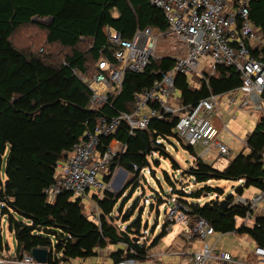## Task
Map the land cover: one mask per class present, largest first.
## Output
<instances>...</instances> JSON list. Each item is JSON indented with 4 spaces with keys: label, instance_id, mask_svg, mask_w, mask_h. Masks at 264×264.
I'll list each match as a JSON object with an SVG mask.
<instances>
[{
    "label": "trees",
    "instance_id": "obj_1",
    "mask_svg": "<svg viewBox=\"0 0 264 264\" xmlns=\"http://www.w3.org/2000/svg\"><path fill=\"white\" fill-rule=\"evenodd\" d=\"M249 16L256 32L264 39V0L250 2ZM33 17H37L38 25L46 29L47 44L57 43L71 49L63 62L52 64L47 58L14 46L10 36ZM47 18L49 21H44ZM146 26L161 31L166 29L161 10L148 0H0V167L6 152L5 180H0V213L7 216V229L15 239L13 257L21 258L33 247H46L50 250L48 263L58 264L93 256L98 248H105L108 244H119V248L109 254L113 262L123 257L145 260L150 248L167 234L165 221L160 233L150 243L141 242L140 213L134 219H130L133 213L126 215L124 221L128 223L123 229L113 223L114 207L133 182L120 193L105 189L101 198L94 195L98 207L97 222L85 213L79 197L64 192L50 201L45 193V188L54 181L57 163L66 158L74 144L84 139L85 132L94 130L101 115L112 117L119 111H131L133 94L152 85L159 77L155 71H168L174 66V58L165 56L153 60L142 73L126 70L121 90L112 105L89 109L91 92L73 72L74 68L82 74L92 75L94 63L100 56L98 51L106 44L107 27L131 38L138 27ZM81 38L92 44L88 49L93 61L90 69L84 53L76 48ZM240 83L235 69L221 64L209 77L208 85L201 81L198 87H192L185 74L174 75L179 100L186 105H193L211 93L220 95L233 90ZM176 119V115H170L168 119H152L145 129H138L133 134H129L127 126L122 123L113 134L101 137L100 151L105 150L113 139L124 145V151L111 162L110 173L114 166H121L136 179L139 171L150 169L151 158L158 164V160L152 157L154 151L169 158L166 146L160 140L177 139L174 131ZM263 146L264 112L247 136L249 153L239 152L223 169L214 168L197 156L192 146H185L193 155V163L182 168L172 159V168L180 177L200 186L189 192L183 187L176 189L174 198L181 201L192 215L207 219L215 231L245 234L255 244L264 247V216H257L252 226L237 227L236 217H243L247 208L232 205V195L224 196L220 186L207 183L211 180L239 181L235 189L238 194L248 187L264 189L260 155ZM134 166L138 169L135 170ZM150 171L155 176L153 170ZM162 177L171 189L176 182L183 184L181 179L171 178L165 170ZM108 178L103 179L108 181ZM211 194L216 198L201 199ZM220 196L228 201L223 208L219 204ZM168 201L162 197L156 204L157 215L160 208H166ZM120 209L121 205L118 211Z\"/></svg>",
    "mask_w": 264,
    "mask_h": 264
},
{
    "label": "built area",
    "instance_id": "obj_2",
    "mask_svg": "<svg viewBox=\"0 0 264 264\" xmlns=\"http://www.w3.org/2000/svg\"><path fill=\"white\" fill-rule=\"evenodd\" d=\"M148 1L161 10L166 23L164 32L150 26L138 27L131 38H125L117 30L107 27L106 44L98 51L100 56L94 63L92 75L82 74L74 68L73 72L91 92L89 109L95 110L103 104L112 105L121 90L126 70L142 73L153 60L165 57L160 54L158 46L166 35L174 36L178 41L177 48H184L185 53L181 51L171 56L175 60L174 66L168 71H155L159 77L152 85L133 94L131 111H119L112 117L101 115L94 130L85 132L84 139L74 144L66 158L57 163L54 181L45 188L50 201L64 192H70L73 197L82 200L91 188L103 193L107 188L103 178L110 176V164L124 151V145L114 148V139L103 151L98 149V145L101 137L113 134L122 123L127 126L129 134H133L138 129H145L152 119L162 120L176 115L174 131L177 140L183 145L201 144L204 147L201 155L207 153L211 146L217 149L220 158H226L230 154V148L216 139L218 129L211 120L212 116L219 121L221 119L219 95L211 93L193 105L181 103L179 97L176 98L173 94L177 91L174 86L176 73L194 75L198 81L208 85V79L215 74L217 65L233 67L241 83L239 87L225 93L229 104L235 101L234 93L239 91L241 106L251 107L259 114L264 112V59L251 49L253 40L258 39L262 43L264 39L256 32L249 16V4L252 0ZM206 58L203 72L201 61ZM93 82L103 84L104 90L95 89ZM260 155L264 167V146ZM134 169L138 168L134 166ZM99 173L103 174L102 179L98 178ZM230 195L232 205L247 208L243 217H236L243 220L240 225L247 226V221L254 223L252 211L258 209V204L264 199V189H258V192L248 198L234 190L230 191ZM101 197L100 195L99 198ZM170 203V206L167 207V203L166 208H163L168 224L166 230L174 224L180 225L185 238L198 243L187 254L188 264H264L263 246L253 242L245 256L236 257L231 251L217 247L222 232L215 231L207 219L192 215L175 198ZM97 208V205L95 209L89 207V213H86L94 217L91 219L96 222ZM157 228H160L159 224ZM147 258L151 260L153 256L148 253ZM140 261L137 257H123L117 262L103 264H138ZM0 264L36 262L29 253L23 254L21 258L1 256Z\"/></svg>",
    "mask_w": 264,
    "mask_h": 264
},
{
    "label": "rangeland",
    "instance_id": "obj_3",
    "mask_svg": "<svg viewBox=\"0 0 264 264\" xmlns=\"http://www.w3.org/2000/svg\"><path fill=\"white\" fill-rule=\"evenodd\" d=\"M45 33L46 30L40 25H38L36 19H34L29 23L20 25L12 34L11 40L16 48L28 53H32L33 55L47 58L52 64L63 62L65 55H68L71 52V49L67 47H62L57 43L46 44L44 42ZM170 38L173 42L177 41L176 38L172 35H170ZM90 44L91 42L88 40H81L76 47L78 50L84 53L88 69H90L93 64L91 54L88 52ZM172 47L173 45H171V48ZM40 48H43V51H40ZM173 56H175V54ZM187 78L189 82L192 80L191 75H187ZM92 86L98 91L104 90V85L101 83L93 82ZM173 94L178 95V92L174 91ZM234 96L236 97V99L231 104H229L227 95L222 97V103L219 106V115L222 117V119H220V121L218 120L219 122L216 125L220 129V141H222L231 149L230 154L226 157V159H228L232 154H234L237 146H241L242 142H240V140L244 139L246 137V134H248V132H250L254 128V125L258 120L259 114L258 111L252 110L251 107L249 109L247 107L241 106V93L239 91H236L234 93ZM227 105L231 108V111L229 112L226 110ZM233 115L236 116L232 117ZM220 125L222 128L220 127ZM160 141L166 146V151L169 154V158L168 156L160 155L156 151L152 153V157L158 160V164H155L152 158L150 157V169L153 170L152 174H154L155 176L151 175V171L149 168H144L139 171L138 177H136L135 179V175L133 173H130L128 171L125 172L123 170L124 168H122L121 166H114L112 172L110 173L108 181L104 180L107 185L106 189L114 193H120L121 191H123V189H125L128 184L133 182L118 199L114 207L112 215L114 216L115 220L113 221V223L120 227V229H123L128 223L124 221V217L126 215H130L133 213L130 219H134L136 218L137 214L140 213L142 223L141 234L143 235L142 237H140V241L146 243H150L152 239L160 233L161 228L166 221L164 216L165 213H163V208L161 210L159 209V215H157V212L155 210L156 204H158V202L162 200V197L171 200L174 199L173 194H175L177 190L182 189V187L185 188L184 190L186 192H189L190 189H193L195 187L197 188L200 186L192 180H187L186 177L181 176V178L177 170H173L172 168V159L176 162L177 165L182 168H186L191 163H193V155H191L190 151L185 147V145H183L175 137H169ZM195 148L196 151H198L199 153L204 150V147L201 144H196ZM212 149L215 148L211 146L205 157L208 154H212L214 152V150ZM5 158L6 152L1 158L0 180L4 179ZM163 170L167 171L171 178L181 179V182L183 184L176 182L174 186L175 189H171L162 177ZM98 178L102 179L103 174L99 173ZM207 183L212 186H220L223 190L224 196L229 195L231 190L235 191L236 187L239 185V181L230 182L227 180H211ZM256 192H258V189L254 187H248L244 189L242 195L243 197L248 198ZM93 193H95L94 195H96L97 197H99L100 195L102 196L101 191L91 188L89 193L86 195V198H84L83 200L81 199L83 210L87 214L89 213V207H94L95 209L96 206ZM222 197L223 196H220L219 200L223 199ZM205 198L206 200L213 199L216 198V196L214 194H211L209 196L202 197L201 199ZM120 205L121 209L120 211H118V207H120ZM150 205H152V208L150 207ZM170 205L171 203L169 202L167 204V207ZM258 207L260 209H255L252 211L253 218H255L256 215H264V199L258 204ZM89 218L94 219V217H91V215L89 216ZM242 221L243 220L236 218V226L239 227ZM157 224L160 225V228H157ZM246 224L253 225V222L247 221ZM177 226V224H174L172 226V229L168 230L169 234H167L170 237L177 234ZM243 235L245 234L240 235L235 232L222 233L217 247L222 250H231L233 247L247 249L250 247V245L252 247L251 241L247 240L244 243ZM169 236L168 238L163 236L159 240L157 247L153 248V251L149 250V253L157 251L162 252L165 249V246L170 243L166 242V240L169 239ZM182 237V234H177L171 241L172 246L177 250L174 255H163L160 257L161 262L157 261L154 264H187V255L185 252H190L192 250H188L186 248L188 247V242L183 243ZM15 246V239L7 229V216L0 213V257H13L15 255ZM118 246L120 245L108 244L104 248L106 250L103 249L101 256H103L105 261L108 258L110 252L119 248ZM149 259L150 258H146L145 260ZM109 260H111L109 261L110 263L113 262L110 257ZM138 264L153 263H151L150 261H141Z\"/></svg>",
    "mask_w": 264,
    "mask_h": 264
},
{
    "label": "crops",
    "instance_id": "obj_4",
    "mask_svg": "<svg viewBox=\"0 0 264 264\" xmlns=\"http://www.w3.org/2000/svg\"><path fill=\"white\" fill-rule=\"evenodd\" d=\"M34 19H37V18H34L33 17V19H32V21L34 20ZM44 21H49V18H47V19H45ZM153 28H156V27H153ZM158 29V28H157ZM46 30V29H45ZM161 31V30H160ZM165 31V30H164ZM164 31H162V32H164ZM12 38V35L10 36V39ZM80 40H84L83 38H81ZM12 41V40H11ZM44 42L46 43V33H45V37H44ZM252 44H251V49H252V51L255 53V54H257V55H259V56H261L263 59H264V42H259V40L257 39V40H253L252 42H251ZM47 44V43H46ZM171 45H173V47L171 48ZM177 46H178V41H176V42H173L172 40H171V38H170V36L169 35H166V37H165V40L163 39L161 42H160V44H159V46H158V50H159V52H160V54L161 55H163V56H173L174 54H177V53H180L181 51L183 52V54L185 53V51H184V48L183 49H178L177 48ZM174 53V54H173ZM206 61H207V58L206 59H204L203 61H201V70L204 72V70H205V63H206ZM191 78H192V80L189 82L190 83V85L192 86V87H198L199 86V82L200 81H198L197 79H196V77L194 76V75H191ZM225 93H227V92H225ZM225 93H222V94H220L219 95V106L221 105V103H222V97H224L225 96ZM175 97L177 98V97H179V93H178V95H175ZM227 108H226V110L229 112V111H231V108H230V106H226ZM261 114H258V119H259V116H260ZM236 115H233L232 117H235ZM221 119H222V117H221ZM211 120H212V123H213V125L216 127V129H218V134H217V137H216V139L217 140H220L219 139V131H220V129L216 126L217 125V123L219 122L218 121V118L217 117H215V116H212L211 117ZM257 122V121H256ZM255 125H256V123H255ZM255 125H254V127H255ZM220 127H221V125H220ZM222 128V127H221ZM253 130V129H252ZM251 130V131H252ZM250 131V132H251ZM250 132H248V134L250 133ZM248 134H246V137L244 138V139H241L240 140V142H242V144H241V146H237L236 147V150H235V152H234V154H232L228 159H226V158H220L219 156H218V153H217V150L216 149H212V150H214V152L212 153V154H208L206 157H205V155L208 153H205V154H203V155H201L200 153H203V151H201L200 153L198 152V151H196V148H195V146H192V148H193V150H194V153H196V155L197 156H200L201 155V159L203 160V161H205V162H207V163H209V164H211L214 168H217V169H223L224 167H226V165L228 164V162H229V160L231 159V158H233L235 155H237L239 152H242L243 154H248L249 153V148H247L246 147V139H247V136H248ZM222 142V141H221ZM112 145H113V147L114 148H120V147H122V143H120V142H117L116 140H113L112 141ZM214 148V147H213ZM231 150V149H230ZM216 151V152H215ZM233 151V150H232ZM198 152V153H197ZM193 158V157H192ZM125 170V169H124ZM5 180V176H4V179H2V181H4ZM227 181H229V180H227ZM230 182H234V181H230ZM240 183V182H239ZM244 191V190H243ZM243 194V193H242ZM174 201V200H173ZM162 208H160V210H161ZM258 209H260L259 207H258ZM258 215H256V217H257ZM262 216H264L263 214H262ZM256 217H255V219H256ZM173 226V225H172ZM172 226L170 227V229H172ZM247 226H251V225H247ZM183 229H182V227L180 226V225H178L177 226V234H182V241H183V243H185V242H188V247H186L188 250H193L196 246H198V243L196 242V241H189V240H187L186 238H185V236H184V233H183V231H182ZM11 233V232H10ZM167 233H168V231H167ZM169 234V233H168ZM168 234H166L165 235V237H167L168 238ZM177 234H175V235H173V236H169V239H167L166 240V242H170L168 245H166L165 246V249L161 252V251H157V252H153V253H149V254H151L152 256H153V258L151 259V260H141V261H150L151 263H156L157 261H159V262H161L160 261V257L161 256H163V255H174L176 252H177V250L172 246V243H171V241L174 239V237L177 235ZM11 235H12V233H11ZM244 237H243V239H244V243L248 240V241H251L252 242V244H253V241L251 240V239H249V237L247 236V235H243ZM158 244V243H157ZM157 244L155 245V246H153L152 248H150V250H152L153 248H155V247H157ZM116 245V244H115ZM119 247V246H118ZM169 247H170V249H169ZM250 247H251V245H250ZM250 247L249 248H247V249H243V248H240V247H233L231 250H228V251H231L236 257H243V256H245L248 252H249V250H250ZM103 249L104 248H98L97 250H96V254L95 255H93V256H90V257H86V258H74V259H70V260H68V261H65V262H59L58 264H103V263H110L109 261H111V260H109V257L110 256H108V258L106 259V261L104 260V258H103V256H101L102 255V251H103ZM104 250H106V249H104ZM153 251V250H152ZM150 252V251H149ZM186 253V255L189 253V252H185ZM1 255V254H0ZM6 257H10V256H6ZM153 259H155V260H153ZM186 259H187V256H186ZM140 261V262H141ZM139 262V263H140ZM186 263L188 264V262L186 261ZM36 264H38V263H36ZM47 264H49V263H47Z\"/></svg>",
    "mask_w": 264,
    "mask_h": 264
},
{
    "label": "water",
    "instance_id": "obj_5",
    "mask_svg": "<svg viewBox=\"0 0 264 264\" xmlns=\"http://www.w3.org/2000/svg\"><path fill=\"white\" fill-rule=\"evenodd\" d=\"M37 18V17H34ZM124 170V169H123ZM126 172V170H124ZM220 206L223 208L226 205H228V201L223 198L220 200ZM165 210H163V213ZM30 254L34 258L35 262L38 264H47L48 263V258L50 254V250L46 247H33L30 251Z\"/></svg>",
    "mask_w": 264,
    "mask_h": 264
}]
</instances>
